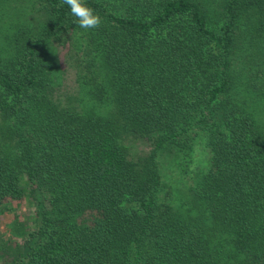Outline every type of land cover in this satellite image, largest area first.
Listing matches in <instances>:
<instances>
[{"label": "trees", "instance_id": "1", "mask_svg": "<svg viewBox=\"0 0 264 264\" xmlns=\"http://www.w3.org/2000/svg\"><path fill=\"white\" fill-rule=\"evenodd\" d=\"M7 2L0 212L32 221L0 264H264V0H85L96 29L63 0ZM201 136L175 193L165 166Z\"/></svg>", "mask_w": 264, "mask_h": 264}, {"label": "rangeland", "instance_id": "2", "mask_svg": "<svg viewBox=\"0 0 264 264\" xmlns=\"http://www.w3.org/2000/svg\"><path fill=\"white\" fill-rule=\"evenodd\" d=\"M8 3L14 7L15 12H19V6L21 4L18 3L17 0H9L7 4ZM37 17L38 15L35 18ZM62 54L64 56V53ZM238 64L242 66L241 63L238 62ZM76 70L77 68L72 69L70 68L69 64H64L65 74L62 82V88L64 92L74 93L77 90V85L75 82ZM202 139L203 136L197 139L193 154L190 152L191 154L189 153V156L186 155L184 160L183 157L175 155L177 157H171L172 164H167L165 166L166 169H164L165 176L163 178V182L164 184L171 186V189L175 190V193H178V191L182 189L183 185L191 183V179L196 175L197 172L206 168L208 152L206 150L207 147L205 145V140L203 141ZM135 147L136 151L140 152V155H144L145 153L143 151L147 152L148 150L141 142L137 144L135 143ZM187 158L188 164L187 166H184L182 162L185 163ZM171 189L165 188L164 194L170 192ZM13 209V212H0V243L2 240H8L11 238L13 235V229L18 224L17 221H26L27 227L29 226L28 222L31 223L32 221L31 206H29L27 201H23L20 205H13Z\"/></svg>", "mask_w": 264, "mask_h": 264}, {"label": "clouds", "instance_id": "3", "mask_svg": "<svg viewBox=\"0 0 264 264\" xmlns=\"http://www.w3.org/2000/svg\"><path fill=\"white\" fill-rule=\"evenodd\" d=\"M68 5L71 14L76 17L78 26L83 29H96L101 23V17L85 3V0H63Z\"/></svg>", "mask_w": 264, "mask_h": 264}]
</instances>
